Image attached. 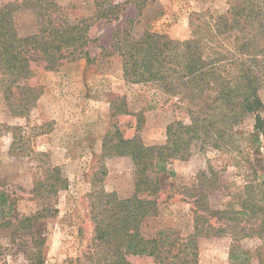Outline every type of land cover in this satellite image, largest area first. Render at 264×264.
<instances>
[{"label":"rangeland","instance_id":"obj_1","mask_svg":"<svg viewBox=\"0 0 264 264\" xmlns=\"http://www.w3.org/2000/svg\"><path fill=\"white\" fill-rule=\"evenodd\" d=\"M21 1L0 0V6ZM55 1L65 8L71 21L95 18L100 3V0ZM114 1L129 0L111 2ZM244 2L148 0L135 32L140 35L146 28L180 42L190 40L195 32L202 46H210L213 51H233L239 44L235 39L241 27L225 29L224 24L233 19L234 7ZM136 16L137 9L131 2L119 21L93 19L89 35L96 42L88 48L93 60L82 58L56 71L39 69L34 83L43 87V94L28 115L12 116L0 88V195L6 197L7 203L0 206V264H99L90 259L100 251L94 241L92 218L95 193H116L120 199H127L133 196L137 180L131 158L105 154L106 137L119 130L127 139L139 136L146 145H163L168 125L175 121L190 123L184 104L178 99L153 85L128 83L122 59L117 54L108 55L115 34L123 32ZM15 24L22 36L38 30L35 15L25 8L15 13ZM261 66L264 68V64ZM261 81L264 105V78ZM261 115L264 118V107ZM254 125L252 115L242 121L237 128L239 140L230 150L201 149L199 143H194L187 161L169 163L172 174L164 179L156 212L141 225L143 237L150 239L168 230L178 232L176 237L180 238L193 233L194 205L188 192L194 187L197 190L192 193L202 191L197 187L198 176L210 168L217 172L219 183L216 189H204L210 206L240 210L251 169L264 167V135L258 145L248 137ZM54 168L60 171L59 175ZM55 176H60L65 184L55 185ZM51 185L53 193L49 195ZM43 206L57 209L58 213L25 228L20 220L36 215ZM39 232L46 238L41 254L43 262L37 259L35 239ZM198 241V264H232L231 235ZM238 244L250 256V264H264L261 239L246 238ZM127 259L131 264H155L148 257L129 255Z\"/></svg>","mask_w":264,"mask_h":264},{"label":"trees","instance_id":"obj_2","mask_svg":"<svg viewBox=\"0 0 264 264\" xmlns=\"http://www.w3.org/2000/svg\"><path fill=\"white\" fill-rule=\"evenodd\" d=\"M111 1L100 0L95 18L74 21L55 0H22L0 6V88L10 113L24 117L36 107L43 94V87L34 83L39 69L56 71L82 58L91 62L88 48L96 42L89 35L92 20L119 21L125 7L133 2L137 16L127 23L123 32L115 34L108 55L117 54L122 59L123 75L128 83L153 85L165 95L178 99L184 104L190 123L175 121L168 125L167 141L163 145H146L139 136L127 139L119 130L106 137L105 154L131 158L137 176L136 188L127 199H120L116 193H95L92 218L94 241L100 251L90 259L99 264H131L127 257L133 255L148 257L155 264H198V239L231 235L234 240L230 254L232 264H250V256L241 251L238 243L256 237L264 244L262 166L251 169V180L244 187L239 211L210 206L204 189L218 187V174L212 168L201 172L197 187L202 191L196 195L192 193L197 190L194 187L188 192L194 205V231L186 238L176 237L178 232L168 230L147 239L141 233V225L157 210V197L164 179L172 174L169 163L187 161L192 156L194 143H199L201 149L230 150L239 140L238 126L250 115L255 117V125L248 133L249 140L254 145L261 142L264 135L261 115L264 105L260 95L264 78L261 66L264 64V0L260 3L245 0L234 7L233 19L224 24L225 29L241 27L235 39L239 44L233 51H213L210 46H202L195 32L185 42L146 28L138 35L135 30L148 0ZM22 8L35 15L36 33L20 35L15 13ZM103 51L108 52L105 48ZM53 171L56 175L60 173L56 168ZM59 183L64 185L65 181L55 176V185ZM41 185L38 184V188L41 189ZM51 186L47 191L49 195L53 193ZM6 204V197L0 195V206ZM57 213V209L43 206L36 215L20 222L30 228ZM45 240L39 232L35 243L40 262H43Z\"/></svg>","mask_w":264,"mask_h":264}]
</instances>
